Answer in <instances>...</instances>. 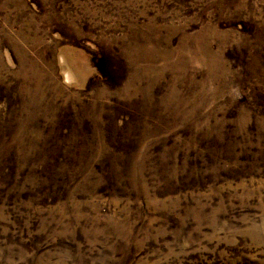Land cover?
<instances>
[{
	"label": "rangeland",
	"instance_id": "rangeland-1",
	"mask_svg": "<svg viewBox=\"0 0 264 264\" xmlns=\"http://www.w3.org/2000/svg\"><path fill=\"white\" fill-rule=\"evenodd\" d=\"M0 264H264V0H0Z\"/></svg>",
	"mask_w": 264,
	"mask_h": 264
}]
</instances>
